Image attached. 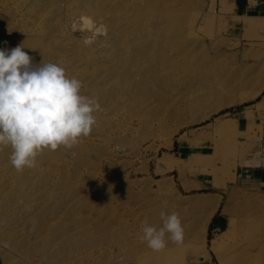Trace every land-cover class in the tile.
<instances>
[{
  "label": "rangeland",
  "instance_id": "obj_1",
  "mask_svg": "<svg viewBox=\"0 0 264 264\" xmlns=\"http://www.w3.org/2000/svg\"><path fill=\"white\" fill-rule=\"evenodd\" d=\"M232 6L0 0V49L60 62L101 105L34 169L0 150V264H264V4ZM161 211L184 242L154 252L137 234Z\"/></svg>",
  "mask_w": 264,
  "mask_h": 264
},
{
  "label": "clouds",
  "instance_id": "obj_2",
  "mask_svg": "<svg viewBox=\"0 0 264 264\" xmlns=\"http://www.w3.org/2000/svg\"><path fill=\"white\" fill-rule=\"evenodd\" d=\"M23 44L0 49V150L10 147L17 173L38 167L44 150L73 149L92 133L101 111L97 98L82 94L83 82L60 62L34 64ZM75 158L76 153H71ZM162 227L144 223L137 234L154 252L169 241L180 246L184 227L179 213L161 211Z\"/></svg>",
  "mask_w": 264,
  "mask_h": 264
},
{
  "label": "crops",
  "instance_id": "obj_3",
  "mask_svg": "<svg viewBox=\"0 0 264 264\" xmlns=\"http://www.w3.org/2000/svg\"><path fill=\"white\" fill-rule=\"evenodd\" d=\"M264 4V0H233L235 13L248 14Z\"/></svg>",
  "mask_w": 264,
  "mask_h": 264
},
{
  "label": "bare ground",
  "instance_id": "obj_4",
  "mask_svg": "<svg viewBox=\"0 0 264 264\" xmlns=\"http://www.w3.org/2000/svg\"><path fill=\"white\" fill-rule=\"evenodd\" d=\"M162 64H168V65H172L173 63H162ZM208 214V213H207ZM244 223V222H243ZM255 232H254V230H253V232H252V230L249 232V231H245V232H243V234L244 235H246V236H253V234H254ZM256 236V235H255ZM246 249H248V248H246ZM242 250H243V248H242ZM200 256V255H199ZM201 258L203 259V260H205V256L204 255H202L201 256Z\"/></svg>",
  "mask_w": 264,
  "mask_h": 264
}]
</instances>
